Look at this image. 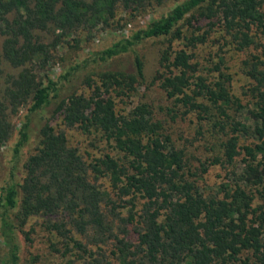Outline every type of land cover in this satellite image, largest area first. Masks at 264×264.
<instances>
[{
	"label": "trees",
	"instance_id": "trees-1",
	"mask_svg": "<svg viewBox=\"0 0 264 264\" xmlns=\"http://www.w3.org/2000/svg\"><path fill=\"white\" fill-rule=\"evenodd\" d=\"M162 1L0 0V65L4 59L20 68L16 75L6 76L0 94V146L10 136L11 110L30 100L12 147L9 178L0 188L4 264H21L18 233L30 216L59 210L66 212L70 221L52 222L49 228L62 238L65 255L73 251L65 264H264L262 0H178L143 27L91 52L55 78L46 74L39 82L27 67L34 63L44 67L49 60L48 46L34 33L49 23L65 33L90 30L108 25L120 4L140 8ZM183 24L189 28L187 34ZM213 32L219 37L220 48L257 50L244 61L251 77L246 90L249 108L231 93L230 76L221 71V55L214 63L218 71L215 80L194 74L192 49L209 40ZM162 36L170 39L160 50L159 62L165 72L159 88L186 112L211 121L223 133L221 155L212 163L233 167L241 156L240 171L233 172V182L222 188L220 197L205 196L185 177L183 151L163 132V122L151 104L140 102L122 113L115 109L113 95L132 96L145 78L144 61L135 47ZM172 39L182 40L183 47L174 49ZM128 53L133 55L132 70L97 69ZM83 69H91L84 80L92 89L88 97L75 89ZM50 109L52 116L61 114L67 126L99 131L122 158L107 153L92 162L83 161L68 146L64 132L50 125L46 117ZM32 132L37 145L22 162ZM90 174L108 179L114 193L125 202L127 215L120 221L137 226L135 241L114 237L108 253L91 249L72 235L73 231L84 235L94 229L95 244L112 237V226L102 209V204L112 202L108 192L90 181ZM250 189L257 193L258 204H254ZM122 232H127L125 227Z\"/></svg>",
	"mask_w": 264,
	"mask_h": 264
},
{
	"label": "rangeland",
	"instance_id": "rangeland-1",
	"mask_svg": "<svg viewBox=\"0 0 264 264\" xmlns=\"http://www.w3.org/2000/svg\"><path fill=\"white\" fill-rule=\"evenodd\" d=\"M176 1L178 0H163L161 3L148 2L147 6L140 8L124 7L123 4H120L116 9L115 16L107 21L108 25L90 30L79 29L73 33L62 32L49 23L47 28L34 32L37 39L48 46L49 60L43 62L44 67H39L38 63L27 67L32 69L39 82L44 80L46 74L55 78L71 64L88 57L91 52L102 50L112 42L143 27L156 16L166 12ZM262 2L264 6V0ZM181 27L185 34L189 32V28L185 24ZM169 39V36L148 38L135 47L144 61L145 78L132 96L115 97L113 95L115 109L118 113H122L127 112L140 102L151 104L156 112V117L163 122V132L170 136L176 148L183 151L185 177L193 181L205 196L220 197L223 194L222 188L233 182L231 181L235 178L233 172L240 171L241 156L236 159L233 167L224 163H212L214 157L221 155V144L225 137L223 133L214 128L211 121L198 120L194 112H186L185 108L166 96L165 92L159 88V80L165 72V68L159 62L160 50L167 45ZM262 40L264 41V37ZM1 42L2 37H0V46ZM218 42L219 37L216 32H213L209 40L192 49L194 74L202 75L209 81L215 80L218 71L214 70V63L218 61V55H221L223 60L221 71L230 76L231 93L249 108L250 103L246 90L250 85L251 77L247 73L244 61L257 50L253 47L241 51L228 46L220 48ZM172 44L174 49L183 47V41L180 39H172ZM132 59L131 53L124 54L106 64L99 65L100 67L97 69L130 71L132 70ZM90 70H81L77 75L79 76L78 81H75L76 91L86 97L91 94L92 90L84 81L85 77L90 74ZM19 71L20 68L12 67L4 59H1L0 94L4 88L6 76L8 74L16 75ZM91 77L97 81L94 74ZM29 105L30 100L11 110L9 114L10 136L5 144L0 146V188L9 178L12 147L18 139V130L27 114ZM52 115V109H50L46 116L50 125L56 131L64 132L68 146L74 148L86 163L107 153L122 158V154L106 142L99 131L93 128L85 131L78 125L67 126L63 123L61 114ZM31 134V141L21 154L22 162H25L28 156L34 152L37 145L36 133L32 132ZM241 143H243L242 140ZM89 178L99 189L108 192V198L112 202L102 204V209L107 217L106 221L112 226V237L95 244L94 229H89L84 235L73 231V237L86 244L87 247L94 250L100 248L105 253L112 249L114 237H124L135 241L137 226L134 223H122L119 219L127 215L126 207H123L124 200L114 193L106 177L100 175L96 178L95 175L90 174ZM250 192L254 194V204H258L257 193H254L252 189ZM140 203L141 200H139L137 208L141 206ZM63 220L69 222L70 216L61 210L52 214L32 215L27 219L22 232L18 233L21 264H65L67 259L72 258L70 254L73 251L67 252L65 255L62 238L49 228L52 222ZM124 227L127 230L126 233L122 232ZM6 256V248L0 235V264H4ZM76 263L77 261L74 262V264ZM216 264H240V261L217 262Z\"/></svg>",
	"mask_w": 264,
	"mask_h": 264
}]
</instances>
